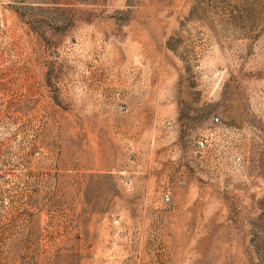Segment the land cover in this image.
I'll use <instances>...</instances> for the list:
<instances>
[{
  "label": "rangeland",
  "instance_id": "rangeland-1",
  "mask_svg": "<svg viewBox=\"0 0 264 264\" xmlns=\"http://www.w3.org/2000/svg\"><path fill=\"white\" fill-rule=\"evenodd\" d=\"M0 264H264V0H0Z\"/></svg>",
  "mask_w": 264,
  "mask_h": 264
},
{
  "label": "built area",
  "instance_id": "built-area-1",
  "mask_svg": "<svg viewBox=\"0 0 264 264\" xmlns=\"http://www.w3.org/2000/svg\"><path fill=\"white\" fill-rule=\"evenodd\" d=\"M218 73V72H217ZM215 119H217V117H215ZM166 199H168V197H166Z\"/></svg>",
  "mask_w": 264,
  "mask_h": 264
}]
</instances>
